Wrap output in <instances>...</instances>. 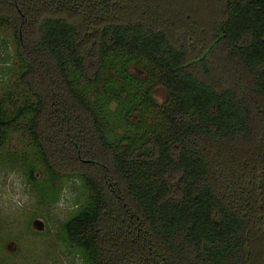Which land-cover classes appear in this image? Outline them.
<instances>
[{
    "label": "trees",
    "instance_id": "trees-1",
    "mask_svg": "<svg viewBox=\"0 0 264 264\" xmlns=\"http://www.w3.org/2000/svg\"><path fill=\"white\" fill-rule=\"evenodd\" d=\"M4 24L36 102L0 106V149L25 120L32 192L78 180L60 231L80 264H264V0H0Z\"/></svg>",
    "mask_w": 264,
    "mask_h": 264
},
{
    "label": "rangeland",
    "instance_id": "rangeland-1",
    "mask_svg": "<svg viewBox=\"0 0 264 264\" xmlns=\"http://www.w3.org/2000/svg\"><path fill=\"white\" fill-rule=\"evenodd\" d=\"M20 72L13 27L12 24H4L0 26V106L8 115L26 103L36 102L32 93L19 81ZM131 72L136 79L143 77L135 68ZM209 80L220 85L216 76ZM78 86L89 99L96 100L95 104L108 99L106 94L101 97L100 88L88 85L82 78L78 79ZM152 97L161 104L165 100V92L156 87ZM122 110L114 101L108 103L104 122L107 123L106 134L110 141H117L124 129V119L118 117ZM25 155L29 162H36L32 158L26 121L21 120L5 136L0 149V264H80L78 250L65 244L60 231L62 223L74 214L81 201L80 183L76 179L60 177L62 189L56 201L52 204L41 201L23 176ZM24 195L28 197L26 201L23 200Z\"/></svg>",
    "mask_w": 264,
    "mask_h": 264
},
{
    "label": "clouds",
    "instance_id": "clouds-1",
    "mask_svg": "<svg viewBox=\"0 0 264 264\" xmlns=\"http://www.w3.org/2000/svg\"><path fill=\"white\" fill-rule=\"evenodd\" d=\"M27 199H28L27 195H24V196H23V200L26 201ZM18 206H22V204H18Z\"/></svg>",
    "mask_w": 264,
    "mask_h": 264
}]
</instances>
